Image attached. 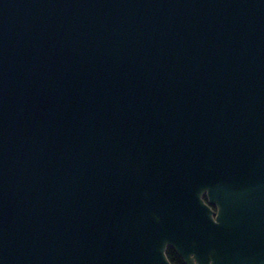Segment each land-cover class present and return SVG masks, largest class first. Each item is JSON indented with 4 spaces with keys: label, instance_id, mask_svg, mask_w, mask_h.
<instances>
[{
    "label": "water",
    "instance_id": "water-1",
    "mask_svg": "<svg viewBox=\"0 0 264 264\" xmlns=\"http://www.w3.org/2000/svg\"><path fill=\"white\" fill-rule=\"evenodd\" d=\"M264 264V0H0V264Z\"/></svg>",
    "mask_w": 264,
    "mask_h": 264
},
{
    "label": "trees",
    "instance_id": "trees-1",
    "mask_svg": "<svg viewBox=\"0 0 264 264\" xmlns=\"http://www.w3.org/2000/svg\"><path fill=\"white\" fill-rule=\"evenodd\" d=\"M164 253L167 257V259L170 261L172 264H184L182 260L177 256V254L174 252L171 246L166 245L164 248Z\"/></svg>",
    "mask_w": 264,
    "mask_h": 264
},
{
    "label": "flooded vegetation",
    "instance_id": "flooded-vegetation-1",
    "mask_svg": "<svg viewBox=\"0 0 264 264\" xmlns=\"http://www.w3.org/2000/svg\"><path fill=\"white\" fill-rule=\"evenodd\" d=\"M166 247V246H165ZM173 249V248H172ZM174 250V249H173ZM175 252V251H174ZM176 253V252H175ZM177 254V253H176ZM178 256V255H177ZM179 257V256H178ZM180 258V257H179ZM181 259V258H180ZM182 260V259H181ZM183 262V261H182Z\"/></svg>",
    "mask_w": 264,
    "mask_h": 264
}]
</instances>
